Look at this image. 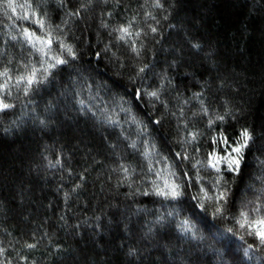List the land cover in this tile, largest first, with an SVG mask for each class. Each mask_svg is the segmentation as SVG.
Returning <instances> with one entry per match:
<instances>
[{"label":"trees","instance_id":"trees-1","mask_svg":"<svg viewBox=\"0 0 264 264\" xmlns=\"http://www.w3.org/2000/svg\"><path fill=\"white\" fill-rule=\"evenodd\" d=\"M62 2L63 6L61 0H14L21 14L20 5H42L48 21L63 29L61 34L75 45L81 59L38 92L15 95L16 108L0 113V247L6 249L0 261L178 264L183 259L185 264H219L220 249L231 262L229 251L242 242L226 231L238 227L230 217L264 191V0H162L167 12L152 8V0ZM173 2L175 6L169 7ZM5 4L6 0L0 2V70L5 66L23 70L21 61L29 62L31 50L22 37L12 41L7 33L18 35L21 27L37 34L42 30L31 21L13 25ZM149 11L158 23L146 16ZM74 12L78 14L70 15ZM17 13L8 10L13 17ZM130 20L135 21L133 30L143 28L146 33L136 39L135 46L142 45L140 56L115 31ZM148 25L156 26L159 34L150 33ZM190 42H199L202 48L192 49ZM144 65L149 67L139 73ZM164 76L169 82L162 80ZM162 83L160 100L142 94V89L156 90ZM199 92L213 118L230 108L235 119L209 128L200 101L193 96ZM81 98L92 105L96 116L78 110L76 101ZM105 109L119 125L104 119ZM137 122L143 123L142 132ZM243 128L252 130L256 139L246 153L243 180L236 177L231 185L225 217L213 218L212 206L207 211L194 207L196 201L189 195L176 203L133 194L138 187H149L147 181L158 179L155 171L164 169L167 175L163 157L171 161L180 151L178 141L189 132L200 133L198 143L190 141L187 147L192 160L185 161L195 181L192 163L212 149L210 137L224 131L238 138ZM132 142L137 144L135 150ZM149 146H153L152 171L142 154ZM120 164L135 169L131 186ZM200 175L208 186L214 173L201 169ZM198 184L188 193L196 194ZM172 209L175 214L168 216ZM161 215L163 227L154 223ZM183 220L204 240L182 236ZM149 227L155 233H148ZM29 244L35 247L28 248ZM130 248L137 250L136 256L129 255ZM258 254L264 255V249Z\"/></svg>","mask_w":264,"mask_h":264},{"label":"snow or ice","instance_id":"snow-or-ice-1","mask_svg":"<svg viewBox=\"0 0 264 264\" xmlns=\"http://www.w3.org/2000/svg\"><path fill=\"white\" fill-rule=\"evenodd\" d=\"M2 2V0H0ZM61 6L63 2L61 0ZM175 4L170 3L169 7H174ZM22 9V14L17 13V6L14 0H6L5 15L15 25L18 20L31 21L34 25H37L39 30H42V34H37L36 31L30 30L28 27H21L19 34H13L8 32L7 35L12 41H20L23 38V43L27 44L30 48V54L27 63L21 61V68L12 69L8 66L3 67L0 70V113H7L10 110L16 108V104L13 101L14 96L22 92L25 96H30L39 91L43 85L52 83L56 76L63 70L74 67L75 63L81 59V53L75 47V45L68 43L67 39L61 33L63 29L59 25H53L48 21V13L41 11L42 5L26 3L19 6ZM87 7V5H82ZM151 7L157 10H164L165 4L162 0H152ZM8 10L12 13H17L15 17L8 14ZM78 13H70V15H77ZM111 15V14H109ZM146 16L156 21L157 17L153 15L151 11L146 13ZM167 19V16L164 17ZM135 21L130 20L126 25H121L115 29L119 34L118 39L121 41L129 42L132 45V51L140 56V47L136 45V39L146 35L143 28L139 30H133ZM107 27V25H104ZM149 31L152 34H159V29L154 25H148ZM131 38V40H129ZM7 44L8 41L5 40ZM191 48L199 51L202 45L199 42H190ZM55 45V47H54ZM107 52V48L105 49ZM96 56H100L99 52L95 53ZM211 55V54H210ZM176 62L173 61V65ZM172 65H170L171 67ZM148 65L139 67L138 72L144 73ZM78 71V70H77ZM164 82H169L168 77L162 78ZM223 86V85H221ZM149 91L142 89V94L146 95L150 100L155 98L160 100L162 95L161 88ZM89 91H91L89 89ZM77 95H79L77 93ZM137 96L141 95V92L136 93ZM193 96L200 101V112L207 117V126L212 128L219 122L221 125L225 124L229 118L235 119V115L232 109H227L225 114H218L213 118L209 114V109L204 101L201 99L203 92L193 93ZM165 107L166 101H160ZM79 105L81 112L92 111V105L87 104L86 101L81 98L76 101ZM188 103L187 100L184 101ZM127 111V109H122ZM183 115V109L180 110ZM92 115L96 116L97 113L92 111ZM104 119L112 125H119V120L113 119L107 109L102 113ZM195 115V114H194ZM135 120V118H133ZM15 123V122H14ZM41 124H45L46 121L41 119ZM140 125L141 132L143 131V123L137 122ZM156 124H160V120L155 121ZM19 127V124L16 125ZM5 132H9L10 129L5 128ZM200 135L198 131L189 132L186 137L180 139L178 144L180 145V151H176L170 161L167 156L163 157L167 166V175H164V169L155 171L153 174L158 178L155 180L147 181L149 187L136 188L134 195L143 196H155L161 198L163 201L169 202H182L186 195L190 196L191 200L196 201V206L204 211L208 210L209 206H212V216L225 217L230 204V198L232 196L231 185L235 183V178L240 177L243 180L242 169L246 167L245 157L246 153L252 150V145L255 142L256 136L253 131L248 128L241 129L238 138H230L224 131H219L217 135L210 137L211 150L206 151V156L203 160L197 159L192 163V167L196 169L195 181L188 175L186 170L185 161H191L192 157L187 151L189 142L198 143L197 137ZM115 147V145H113ZM132 149L137 148L136 142L130 144ZM195 151H199V148H195ZM153 146H149L142 153L145 158L149 160L148 170L152 171V158ZM156 154L159 155V149H156ZM120 169L124 174L125 180L131 186L133 177L135 175V169L130 168L125 164H120ZM201 169L210 170L214 173L211 177V182L208 186L203 183L204 177L200 175ZM232 175L233 179L230 181L228 175ZM198 184V191L196 194H189L187 189ZM79 187V185L77 186ZM211 189V193L210 190ZM67 198V194H66ZM232 207H235L234 201H232ZM144 211L143 209H137V212ZM175 209L169 210L167 215L173 216ZM237 228L229 227L226 229L228 233H232L233 236H238V239L242 242L238 249L230 250L228 255L232 257L231 262L224 259L225 252L217 249V254L221 257L219 264H255L259 261L260 264H264V255H259V250L264 249V191L257 197L256 201H249L246 205H242L238 210V215L230 217ZM156 225L163 227L165 224V216H158L154 222ZM180 232L182 236L187 237L190 240L197 242L203 241L204 236L199 235L196 228L189 223L188 220L181 221ZM153 227H149L148 233H155ZM243 233V234H240ZM166 235H169L166 233ZM253 239V243H248L245 237ZM28 248H33L35 245L29 244ZM167 247V244L162 245ZM6 249L0 247V254L5 253ZM129 255L136 256L137 250L130 248ZM23 259H27L24 257ZM0 264H11L10 260L0 261ZM167 264V262H166ZM178 264H185V261L181 259ZM187 264H192L188 261ZM198 264V261L196 262Z\"/></svg>","mask_w":264,"mask_h":264}]
</instances>
